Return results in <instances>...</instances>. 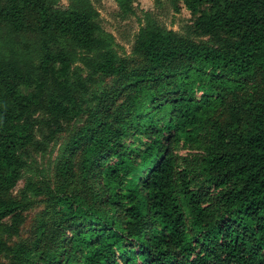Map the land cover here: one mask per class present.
Listing matches in <instances>:
<instances>
[{
	"label": "trees",
	"instance_id": "16d2710c",
	"mask_svg": "<svg viewBox=\"0 0 264 264\" xmlns=\"http://www.w3.org/2000/svg\"><path fill=\"white\" fill-rule=\"evenodd\" d=\"M171 1L213 44L147 25L132 65L91 0H0V264H264V94L247 91L264 80V0ZM79 61L115 78L116 94L99 96L57 164L53 225L10 246L35 114L48 115L49 141L83 114ZM200 138L196 174L176 149Z\"/></svg>",
	"mask_w": 264,
	"mask_h": 264
},
{
	"label": "rangeland",
	"instance_id": "374dc122",
	"mask_svg": "<svg viewBox=\"0 0 264 264\" xmlns=\"http://www.w3.org/2000/svg\"><path fill=\"white\" fill-rule=\"evenodd\" d=\"M75 0H57L61 5H71ZM98 9L100 16L98 22L112 35V47L120 57L128 58L132 65L140 63L141 57L134 54L133 48L136 37L142 27L157 25L166 30H173L179 35L191 38L200 43H212L210 36L200 35L195 32L196 15L186 8L181 12H175L171 0H132L134 13L123 14L117 0H91ZM72 71L80 73L87 79V88L80 94L83 105V114L70 122H64L63 130L58 132L52 141L48 140L49 129L45 124L48 115L44 111L35 114L37 125L34 130V140L24 149L23 154L27 160L22 170V175L17 185L11 191V196L20 200L23 208L21 211L20 230L17 235L4 238L10 246L28 242L33 236L34 230L40 226H52L56 215L54 213V200L50 192L58 185L56 167L60 159L68 158L69 142L73 134L90 118V113L100 107L99 96L104 92L110 96L116 94L115 78L104 75H92L90 70L81 62H77ZM25 92L29 89L23 88ZM247 91L258 95L264 94V80L261 75L247 82ZM204 138H200L190 146L180 145L176 149V157L179 166H187L198 174L201 148ZM77 162V159L74 158ZM77 167H75L76 171ZM74 186L79 187L82 178L76 173ZM201 185L202 178L197 179ZM93 183V182H92ZM34 184L35 189L30 185ZM30 186V187H29ZM185 212L189 219L190 212L185 206ZM6 224L12 222L5 220ZM4 264L10 262L9 255L3 254Z\"/></svg>",
	"mask_w": 264,
	"mask_h": 264
}]
</instances>
